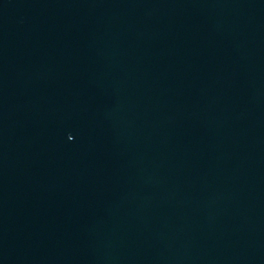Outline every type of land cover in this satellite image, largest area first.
I'll list each match as a JSON object with an SVG mask.
<instances>
[{
  "label": "water",
  "instance_id": "obj_1",
  "mask_svg": "<svg viewBox=\"0 0 264 264\" xmlns=\"http://www.w3.org/2000/svg\"><path fill=\"white\" fill-rule=\"evenodd\" d=\"M0 264H264V0H0Z\"/></svg>",
  "mask_w": 264,
  "mask_h": 264
}]
</instances>
